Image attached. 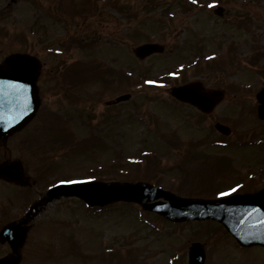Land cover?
Returning a JSON list of instances; mask_svg holds the SVG:
<instances>
[{"label":"rangeland","instance_id":"rangeland-1","mask_svg":"<svg viewBox=\"0 0 264 264\" xmlns=\"http://www.w3.org/2000/svg\"><path fill=\"white\" fill-rule=\"evenodd\" d=\"M219 6L223 17L214 14ZM245 34L248 39L264 35V0H0V62L13 52H28L43 62L41 107L8 143L32 185L0 182V222L21 217L40 194L70 180H142L180 196L199 197L257 189L261 182L255 179L264 172L259 177L253 169L262 159L264 165V155L258 148L230 152L227 146L253 141L262 131L221 135L212 122L217 112L202 116L170 95L172 86L199 77L211 86L230 85L229 98H243L233 94V87L246 83L240 72L248 54L233 61L217 41H238ZM195 38L199 51L193 49ZM146 41L165 44V53L138 60L133 47ZM210 44L220 50L207 62L200 53L213 50ZM205 61L219 67L215 77L210 78ZM145 72L153 74L149 78L163 74L168 84H155ZM126 93L132 95L129 100L107 105ZM56 112L61 120L50 116ZM254 117L258 119L246 112L248 120ZM166 146L179 150L175 154ZM7 157L0 150V161ZM145 158H158L165 172L150 170L158 164L149 160L146 165ZM187 222L172 223L134 202L99 211L63 196L29 222L20 264H183L178 254L186 251L191 235L212 225ZM0 249L1 255L12 251L6 245ZM223 264L241 263L235 254Z\"/></svg>","mask_w":264,"mask_h":264},{"label":"water","instance_id":"water-1","mask_svg":"<svg viewBox=\"0 0 264 264\" xmlns=\"http://www.w3.org/2000/svg\"><path fill=\"white\" fill-rule=\"evenodd\" d=\"M154 51H162V47L155 43H147L135 49L137 55L142 58ZM39 67L40 62L28 53L13 54L0 64V139L6 140L33 117L39 104L36 85ZM199 89L197 83H191L174 88L173 94L207 110L209 105L200 103V99H197ZM128 97L129 95H124L118 100ZM263 112L264 107L260 109L262 116ZM0 176L21 184L29 183L22 164L18 161L1 164ZM61 195H76L91 205H109L116 200H133L172 221L214 218L224 223L241 243H258L259 240L264 243V190L255 194H236L218 200H192L177 197L172 192L141 182L107 184L102 181H85L55 186L49 190L45 200L49 201ZM159 198H164L165 201ZM29 218L28 214L25 220L10 224L1 232V241L9 240L16 255L0 259V264H19L18 251L27 232V227L22 223H26ZM204 254L199 243L193 244L190 250V263L203 264Z\"/></svg>","mask_w":264,"mask_h":264},{"label":"flooded vegetation","instance_id":"flooded-vegetation-1","mask_svg":"<svg viewBox=\"0 0 264 264\" xmlns=\"http://www.w3.org/2000/svg\"><path fill=\"white\" fill-rule=\"evenodd\" d=\"M224 13V12H223ZM223 17V16H222ZM248 35L245 34L242 36V39L235 41V38H230V40H225V41H221L218 40L217 42L221 44V49H225L228 53V55L230 56V58H234L240 54V56L248 54V57L245 56L244 59V63L247 65V67L242 70L240 73L241 75H243L244 73L246 74L245 78L243 81H245L246 83L241 82L242 84L239 87H233L235 93H233L235 96L243 95V98H229L228 95H231V91L232 88L230 87V85H225L223 86L222 84H213L212 86L209 84H205V79L204 78H199L197 77V79H193L195 81H201L202 82V87L197 91V99L199 98V102L200 103H204L209 105L207 110H203L201 109L196 103L191 104L189 102L183 101V100H179L178 98L175 99L177 101V103H179L182 106H189L192 107V109L196 112H198L200 115L202 116H209L212 117V115H215V113L217 112V115L219 116H214V118L212 119V122H214V127L215 130L221 134L224 135L222 132H220L217 129V124L218 122L227 125L228 127H230L231 129V133L230 134H225L224 136H228L231 137L232 135H238L244 131L248 132H256L259 133L258 131H262V135L258 134V135H254L257 137H253V141H250L251 144H240V145H228V149H230V152L233 149H246L250 148V149H259V152L264 154V119L260 118L258 116V110L259 107L261 105L264 104V99L261 98V95L263 94L264 91V39L262 40V38H264V35H252L249 39L246 38ZM237 40V39H236ZM215 42V40H213ZM233 41H235L236 46L232 43ZM207 43V42H206ZM213 42L211 41V44ZM205 42L202 43L201 45L204 46ZM210 44V48L213 49L212 45ZM228 47H227V46ZM200 46V45H199ZM220 50V49H219ZM216 49H213L211 51L207 50V53L204 51H201L202 53L201 56L203 58H206L205 60H207V62H211L215 56H216V52L219 51ZM199 51V50H197ZM197 58H199V54L195 56V60H197ZM207 62H204V67L205 68H211L210 73L212 74L210 76V78L213 76L215 77L216 73L219 71V67H217L215 65V63L213 62L212 64H209V66L207 65ZM198 63L199 61H196L195 63H193V66L195 67V65H197L198 67ZM240 65L236 66L235 69H237ZM231 68L233 66H230ZM170 72V70H167L166 73ZM41 76V75H40ZM39 76V79H40ZM232 77L229 74V78ZM231 80V79H230ZM191 81V80H189ZM39 82V81H38ZM187 83V81L181 83L185 84ZM255 83V85H254ZM159 84H168L167 80H163L161 81ZM39 85V84H38ZM209 85V86H206ZM254 87L256 90L254 92ZM39 92H40V88H39ZM218 92L221 99L219 100V102L217 104L216 103V95L215 93ZM40 95V93H39ZM41 98V96H40ZM130 99V98H129ZM238 100V101H234ZM114 100L108 101L107 105L111 106L114 104L113 102ZM118 104L117 102H115V105ZM246 112L255 115V113L258 116V119H255V121H250L246 118ZM38 113V112H37ZM37 113H35L37 115ZM35 115V117H36ZM242 115L244 117H242ZM35 117L33 118V120L35 119ZM32 120V121H33ZM31 121V122H32ZM262 127V128H261ZM261 128V129H260ZM23 130H21L20 132L11 135L9 138H7V140H1L0 141V150L8 153V157L2 161H0V163H2L3 161L7 160L8 158H11V152L12 149L9 147L8 143L10 141V138L12 139L14 136L16 135H21ZM241 138H244V136L242 135ZM166 148L169 149L170 152L172 153H177L176 151L179 150L178 147L176 146H166ZM172 149V150H170ZM168 151V152H169ZM197 153H210V152H202V151H198ZM192 156H196V154H193ZM203 156V154L201 155ZM214 156V155H213ZM201 158V157H200ZM13 159V157H12ZM18 159V158H16ZM210 163H213L215 161L210 160L209 158H207ZM149 160H153L154 163L157 162L158 165H156L158 168H150V170H157V171H164L165 172V168H162V166L160 165V161L155 160V158H151ZM147 158H145V163L146 165H148V163L150 162ZM223 160V158L221 159ZM203 161V158H202ZM220 162V160H219ZM229 163V162H228ZM184 164V161H180V165L181 168L180 171H184L185 167L182 165ZM262 164V165H261ZM261 166H257L256 168H254L253 170L261 173L259 174V177H262V173L264 172V165L262 162H260ZM176 168L173 170L175 171ZM170 171V170H169ZM176 173V172H174ZM157 174V172L155 173ZM179 173H177L178 175ZM182 175V174H181ZM185 176V174H183ZM250 180V179H249ZM256 181H260L261 183L257 182L258 188L252 191H247L244 189V191L242 189H235V191H231L230 193H228L226 196L234 194V193H253V192H257L259 190H261L264 187V177H262L261 179H255ZM0 182H4V183H10L5 181L4 179L0 178ZM251 183V182H250ZM15 186H18L17 184L14 183H10ZM19 197L21 195H18ZM17 195L15 196L16 199L18 200L19 197ZM14 197H12V202L14 201L13 199ZM20 201V199H19ZM11 206V205H10ZM20 207V206H19ZM18 207V208H19ZM17 208V209H18ZM16 209V210H17ZM145 211V210H144ZM22 212V211H21ZM7 214V213H6ZM8 216V215H7ZM23 218V215L21 217H15L12 218L11 220H8V222H0V231L2 230V228L8 224L9 222H13L15 221H19L20 219ZM202 222H209L212 225L208 228V230H206L204 233L201 232L197 233L194 232L193 233V237L191 235V237L189 238L190 240L186 243L188 244L187 246V254L185 256L186 251H183L184 248H182L181 246L179 248H182V253L180 252L178 255V257L180 258V261L185 264H190L189 263V257H190V247L193 244V242L195 243L196 241H199L203 244V246L205 247V263L204 264H208V263H213V264H223L224 262H230L232 260V258L235 256V254L237 255V260L241 263V264H264V244H241L239 243L234 236L225 228L224 225H222L220 222L218 221H213V220H206V221H202ZM187 223H197V221H190ZM201 227V226H200ZM199 227V228H200ZM198 232V231H197ZM205 233L207 234V236L205 235ZM196 235H201V238L196 239L195 237ZM205 235V236H204ZM204 237V238H203ZM208 239H212L211 243H208L207 246V242ZM206 240V241H204ZM185 242V241H184ZM7 246L10 247L8 242H2L0 243V247L1 246ZM209 245H211L209 247ZM11 248V247H10ZM212 248V251L211 249ZM1 250V249H0ZM234 251L235 254H232V251ZM11 254L8 253V255L0 254V257L3 256H9Z\"/></svg>","mask_w":264,"mask_h":264},{"label":"snow or ice","instance_id":"snow-or-ice-1","mask_svg":"<svg viewBox=\"0 0 264 264\" xmlns=\"http://www.w3.org/2000/svg\"><path fill=\"white\" fill-rule=\"evenodd\" d=\"M68 183H75L74 181H67ZM235 191V189H233ZM221 195H227V193H221Z\"/></svg>","mask_w":264,"mask_h":264},{"label":"bare ground","instance_id":"bare-ground-1","mask_svg":"<svg viewBox=\"0 0 264 264\" xmlns=\"http://www.w3.org/2000/svg\"><path fill=\"white\" fill-rule=\"evenodd\" d=\"M36 24V21L32 23V26H34Z\"/></svg>","mask_w":264,"mask_h":264}]
</instances>
